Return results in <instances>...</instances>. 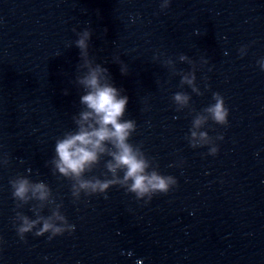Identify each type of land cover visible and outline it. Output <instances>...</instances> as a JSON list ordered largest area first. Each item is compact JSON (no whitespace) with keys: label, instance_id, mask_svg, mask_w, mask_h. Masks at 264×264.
<instances>
[{"label":"water","instance_id":"water-1","mask_svg":"<svg viewBox=\"0 0 264 264\" xmlns=\"http://www.w3.org/2000/svg\"><path fill=\"white\" fill-rule=\"evenodd\" d=\"M161 2L0 0V159H8L0 165V264H264V0H170L164 11ZM86 27L90 59L128 96L130 142L177 180L147 204L118 187L106 199L74 202L71 183L52 172L55 142L75 131L81 110L74 43ZM160 54L177 72L190 70L179 55L193 60L202 95L181 88L180 76L153 60ZM180 91L190 108L177 112ZM214 92L229 114L227 127L209 121L201 129L223 136L209 156L186 137ZM105 174L101 160L89 175ZM17 175L48 185L71 234L19 239L16 212L35 217L32 202L15 208L9 180Z\"/></svg>","mask_w":264,"mask_h":264},{"label":"clouds","instance_id":"clouds-1","mask_svg":"<svg viewBox=\"0 0 264 264\" xmlns=\"http://www.w3.org/2000/svg\"><path fill=\"white\" fill-rule=\"evenodd\" d=\"M169 3L170 0H162L160 10L167 9ZM73 31L75 32V29ZM76 35L78 38L74 46L79 49L80 63L76 67L74 84L83 90L79 99L81 110L72 117L75 131L65 132L55 142L54 156L49 162L53 174L71 183L74 202L80 200L81 194L85 197L103 196L106 199L107 191L113 187L123 189L125 194H131L137 202L143 200L144 204L149 203L156 195L168 194L177 186V180L173 176L162 175L158 171V164L142 150L143 146L130 142L132 134L136 131V121L124 118L128 96L123 94V89L113 85L107 68L90 59L91 29L86 27ZM244 52L245 49L241 48L240 54L243 55ZM157 59L173 75L180 76L181 88L187 86L191 93L196 96L202 95L195 83L197 65L193 60L184 54L179 55L178 61L188 64L190 70L177 72L172 58H164L163 54L154 55L153 60ZM206 63V60L201 59V65ZM257 63L264 72V59ZM118 64L121 75H127V66L122 62ZM63 94L68 95L67 90ZM190 99L191 97L183 91L175 93L172 102L176 106V111L190 108ZM212 101L214 103L195 114L189 135L186 137L193 149L207 146L209 156L218 153L216 141L222 140L223 136L213 138L207 131L201 129L209 121L227 127L229 114L224 98L219 93H212ZM101 160H104L106 173L103 179L89 175ZM7 164V157L0 159V165ZM9 186L16 209H22L32 202L30 211L34 219L20 211H17L13 218V227L21 241H24L28 233H33L35 237L48 234L50 241L64 233L71 234L75 230V226L69 224L61 213L62 205L55 202L51 189L44 182H32L25 176L17 175L9 180ZM45 207H48L50 212L47 216L41 214Z\"/></svg>","mask_w":264,"mask_h":264}]
</instances>
